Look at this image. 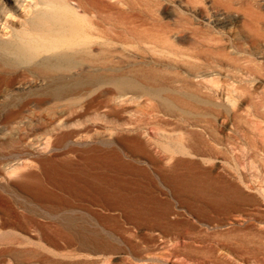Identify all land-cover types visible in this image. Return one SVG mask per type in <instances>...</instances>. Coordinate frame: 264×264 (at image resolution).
Segmentation results:
<instances>
[{
	"label": "rangeland",
	"instance_id": "1",
	"mask_svg": "<svg viewBox=\"0 0 264 264\" xmlns=\"http://www.w3.org/2000/svg\"><path fill=\"white\" fill-rule=\"evenodd\" d=\"M107 1L121 2L126 7L111 9V22L118 32L113 35L114 46L122 53L117 59L127 69L154 67L166 71L170 78L174 67L159 51L152 52L139 39L124 34L123 21L137 36L168 38L186 48L192 36L189 25L195 28L203 23L197 29L206 35L223 33L214 21V12L210 16L214 18L204 24L197 14L185 10L180 0ZM257 2V7L264 10V0ZM183 18L186 20L181 22ZM242 40L250 42L246 37ZM123 42L128 44L125 50ZM261 42L253 46L248 43L251 47L246 43L247 54L254 55L252 48L262 47ZM257 57L256 62H262ZM33 66L18 60L11 66L0 64V264H88L89 258L99 256L109 259V264H152V258L166 243L175 242L181 233L190 243L200 234L207 237L204 244L211 246L206 251L221 248L214 250L215 255L206 253L216 257L215 261L217 256L226 260L220 263L218 259L220 264H227V258L233 264H264V197L258 192V188H264V151L260 137L250 129L252 124L260 125L259 131L264 132V113L249 118L243 112L251 124L242 121L238 133L234 129L233 133L226 131L238 144L236 154L242 157L239 169L250 182V187L240 183L243 195H239L241 200L237 198V205L241 206L230 210L221 206L223 212L216 211L219 207L207 210L196 204L192 185L196 158H200L186 152L191 141L199 137L200 128L188 127L167 115L157 99L138 102L129 100V96L119 97L120 89L111 81L112 71L99 72V81L82 83H76L81 79L76 72H69L62 83L64 93L58 97L55 89L59 82L52 80L57 74L44 76ZM137 79L145 86L157 85ZM21 83L27 85L21 87ZM256 87V105L264 110V80ZM214 101L222 103L216 96L211 99ZM247 105L248 100H243L241 109ZM212 107L217 108L214 104ZM251 138L260 147L256 150L258 156L252 154ZM15 166L19 168L12 171ZM230 229V235L220 236V231ZM83 243L88 252L81 250ZM192 244H197L194 248L203 246L198 241ZM41 246L42 254L26 251ZM152 249L158 251L156 255ZM206 254L195 253L192 257L202 263L212 260L206 264L218 263Z\"/></svg>",
	"mask_w": 264,
	"mask_h": 264
},
{
	"label": "bare ground",
	"instance_id": "2",
	"mask_svg": "<svg viewBox=\"0 0 264 264\" xmlns=\"http://www.w3.org/2000/svg\"><path fill=\"white\" fill-rule=\"evenodd\" d=\"M106 1L107 0H0V64L11 66L18 60L33 64V67L44 76L57 74L52 80L56 83L59 82L55 89V95L58 97L62 96L64 93V86L62 83L65 79V75L69 72H76L77 75L81 77L76 83H82L87 81H99L101 80L100 76H98L99 72L112 71L114 76L111 77V81L120 89L119 97L129 96V100L138 102L143 98L148 101L157 99V101L161 102L166 108L165 113L167 115L174 117L188 127L200 128L199 131L201 132H197L199 137L196 138L195 141H191L189 145L190 149H186L187 153L201 159L198 161V158H196L195 170L197 169V171L193 174L192 179V185L194 186L193 192L195 191V202L196 204L199 202L200 206L207 210H216V207H219L216 210L217 212H223L226 208L230 210V208L235 207L238 202L237 198H240L239 195L242 194L240 183L249 186L250 182L247 178L248 175L244 174V172L239 169L241 161L239 158L242 157L236 154L238 144L236 146L235 140L233 141V134H228L229 129L230 132L233 129L236 131L240 129V123L244 122L250 125L252 121H250L249 118L251 116L264 113V110L258 109V104L255 102V94L258 89V87L255 88V84L261 81V79L264 80V45L262 44V47L257 45L258 47L255 46V48H252L254 49V55L251 56H249L250 52L247 54L249 50L246 48L248 43H251L253 46L257 42H264V10L262 8V10H260V8L257 7V5H260L258 3L259 1L205 0V4L203 0H180L185 10L197 14V19L201 17V19L204 20V24L207 19L211 18V13L214 12L213 16H215V18H212L215 19L213 20L216 21V24L223 32L221 33L219 30L221 35L212 33L206 35V33L198 31L203 23L200 24V26L196 25L195 28H190L189 25V30L191 31L189 34H192V36L190 41L188 40L189 43L187 44V48L183 47V45L180 46V44L174 42L175 40L171 41L168 38L155 40L153 38L145 39L139 35L137 36V32L129 29L125 23L126 21H123L124 34L139 39V43L151 49L150 51L152 52L159 51L162 57L173 64L174 69H171V73L169 72L170 78H167L168 74L166 71L155 69L154 67H140L137 69L135 67V69L133 68L134 70L128 67L129 69H127L122 65L123 61L117 59L119 54L122 53L121 49L114 46L116 42L113 40V35L118 34V32L115 29V27H117L116 24L111 22V9L115 8L116 11V8L118 9V7L124 4L121 2ZM121 7L124 8L125 6ZM18 11L20 12L19 14H17ZM129 14L127 16L131 15ZM133 15L134 14L131 16ZM131 16L129 18H131ZM178 18L181 17L178 16ZM180 20L183 22L186 19L183 18ZM189 22H187V26ZM201 22L202 20H199V23ZM184 23H186V21ZM184 23H181V26L185 29ZM244 37H246L247 40L249 39L250 42L242 40ZM127 45L126 42L121 43L122 49L125 50ZM250 45L248 44V46ZM252 56H258L262 59V62H256L257 60ZM137 76L147 83L157 82V85L145 86L139 82L140 79L138 80ZM42 81H45V79ZM26 85V83L20 84L21 87ZM215 96L218 100H221L222 103L215 104V101L211 102V99L213 97L215 98ZM257 97L256 95V98ZM243 100H248V105L244 110L243 108L241 109L240 106ZM213 104L216 105L217 108L212 107ZM252 106H254V109H251ZM259 106L262 107V105ZM222 110L224 111L223 115L220 114ZM260 110H262V112ZM215 112L218 113L216 114ZM243 112H245L246 116L249 118H247ZM250 126L251 132L260 137V142H262L263 145L261 149L264 151L263 131H259L258 128L260 125L256 127L252 124ZM248 128L249 127L246 128L247 131H249ZM226 131H228V133H226ZM242 136L245 137V139L248 138H246V134ZM250 140L252 150L254 149L253 151H255L252 154L256 155V150L260 149V147L255 138H251ZM240 146H242V144ZM243 149L245 148L243 147ZM258 154L256 156H258ZM201 161L206 165H201ZM232 162H234L233 165L231 164ZM17 168L19 167H13L12 171ZM219 169H222L223 172H220ZM258 192L264 197V188L262 186L258 188ZM241 203L243 202L241 201ZM221 206L225 209L221 208ZM240 206L237 205V207ZM73 217L74 216L71 218ZM68 221L70 224V220ZM191 228L188 229L190 230ZM193 230L195 229H192V231ZM226 231H220V236L224 238L225 235H223V233L230 235L232 230ZM187 232L188 231H186V233ZM194 234H196V232ZM215 235L218 234L216 233ZM185 237V234L181 233L176 238L175 242L172 243L170 241L171 244H167L169 243L168 241L162 248L163 250L161 252L159 251L157 256H154L157 258H152L154 259V262H152L155 264H206L212 261H204L202 263L200 259L192 257L195 253L206 254L209 252L213 253L214 250H216L217 246L216 248L214 247V250H205L208 249L207 246H211H205L204 244L206 243L205 238L207 237L203 238L200 234L199 239L195 241H198L200 245L203 244V246L199 245L200 247L196 248H194V244H192L195 241L190 243ZM208 241L211 240L209 239ZM163 242L165 243V241ZM225 242L224 240V243ZM213 245L212 243V246ZM194 246H197V244ZM42 247L43 246L39 249H30V247V250L27 249L26 251L42 254L44 253L42 252ZM80 247L81 250H85L84 252L88 249L87 245L84 243ZM44 249L47 248L44 247ZM90 249L91 248H89V250ZM149 249L147 248V250ZM220 249L217 251H220ZM18 250L20 251V249ZM96 250L98 251V249ZM103 250L100 249V251ZM83 251L82 254H84ZM157 252L158 251L154 252L153 250L152 253L155 254ZM190 252L195 253L191 255ZM236 253L237 252H235V254ZM149 255L151 256V254ZM206 255L208 256V254ZM213 255H215V253H213ZM207 256H204V258L206 257L207 260H209V256ZM194 257H196V255ZM217 257L220 259L219 256ZM212 258L213 256L210 259ZM215 258L216 257L213 258L214 261ZM89 259L91 264H107L109 262V259H102L100 256ZM218 259L215 262H218ZM222 260L223 259H220V263ZM231 260L232 259H230V261ZM227 261V264H233L229 263L230 261L228 258ZM220 263L218 262L216 264Z\"/></svg>",
	"mask_w": 264,
	"mask_h": 264
}]
</instances>
